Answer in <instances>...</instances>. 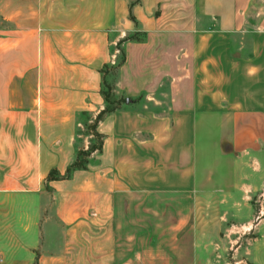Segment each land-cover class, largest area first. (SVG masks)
Segmentation results:
<instances>
[{
  "label": "crops",
  "instance_id": "crops-1",
  "mask_svg": "<svg viewBox=\"0 0 264 264\" xmlns=\"http://www.w3.org/2000/svg\"><path fill=\"white\" fill-rule=\"evenodd\" d=\"M257 195L264 0H0V264H228Z\"/></svg>",
  "mask_w": 264,
  "mask_h": 264
},
{
  "label": "trees",
  "instance_id": "trees-1",
  "mask_svg": "<svg viewBox=\"0 0 264 264\" xmlns=\"http://www.w3.org/2000/svg\"><path fill=\"white\" fill-rule=\"evenodd\" d=\"M131 41H138L137 40V36L133 35V36H129L126 37L123 41H121L117 46L120 47L122 43L124 42H131ZM118 50V48H117ZM125 61V56L124 53L121 50V60L119 61L118 64L113 65V67L109 68L110 72H112V74L114 72H116L124 63ZM108 71L105 70V72H103V74H107ZM104 74V75H105ZM103 90H102V96L107 104V107L101 111L97 117L95 118L94 122L89 125L87 127V131L93 136L94 140H95V144L91 147H89L87 150L83 151V150H79L76 154V159L75 162L73 164H71L64 175L60 176L55 172H50L48 177H47V181H59V180H67L71 177V174L74 171L77 170H85L86 168V163H87V159L91 156L92 153H94L95 151H100L101 150V136L96 134L95 130H96V125L103 119V117L109 113L114 112L116 109H118V107L124 103V101L122 99L120 100H115L111 94V87L103 80Z\"/></svg>",
  "mask_w": 264,
  "mask_h": 264
},
{
  "label": "rangeland",
  "instance_id": "rangeland-1",
  "mask_svg": "<svg viewBox=\"0 0 264 264\" xmlns=\"http://www.w3.org/2000/svg\"><path fill=\"white\" fill-rule=\"evenodd\" d=\"M118 48V50H117ZM114 47L113 48V65H116L121 60V48L120 47ZM113 65L110 66L113 67ZM249 207L252 209V217H251V223L247 229H240L241 232H233L230 235V238L232 240V243L229 246V249L226 252V260L228 264H234V251H235V245H246L247 243L254 242L255 238L257 236V233L254 229L255 224L258 222V219H260L264 215V202L262 200V195L254 196L249 201ZM223 238V235H221ZM229 236V235H228ZM248 264V263H247Z\"/></svg>",
  "mask_w": 264,
  "mask_h": 264
}]
</instances>
